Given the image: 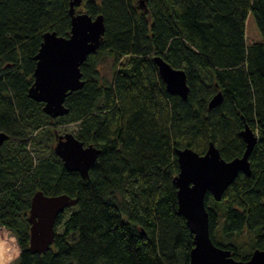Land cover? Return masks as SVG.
<instances>
[{"label":"trees","instance_id":"obj_1","mask_svg":"<svg viewBox=\"0 0 264 264\" xmlns=\"http://www.w3.org/2000/svg\"><path fill=\"white\" fill-rule=\"evenodd\" d=\"M83 2L76 12L103 16L105 34L80 67L84 86L66 98L68 113L52 119L28 93L45 34L71 33V0H0V132L9 136L0 146V225L17 235L19 264H188L176 151L202 155L212 143L230 161L242 156L248 126L257 139L250 174L238 173L220 201L205 197L211 241L246 261L264 248V0ZM156 57L185 73V98L168 93ZM106 60L111 78L99 70ZM61 126L100 150L87 180L54 153ZM38 191L77 200L43 254L29 249ZM244 234L248 253L235 240Z\"/></svg>","mask_w":264,"mask_h":264},{"label":"water","instance_id":"obj_2","mask_svg":"<svg viewBox=\"0 0 264 264\" xmlns=\"http://www.w3.org/2000/svg\"><path fill=\"white\" fill-rule=\"evenodd\" d=\"M147 1L138 0V4L145 9ZM82 4L83 0H71L69 37L46 33L35 57L34 83L28 96L44 104L43 111L52 119L68 113L66 98L84 86L80 67L89 55L97 52L105 34L103 16L92 18L87 13L76 12ZM154 63L168 93L185 98L188 91L185 73L172 68L161 57L154 58ZM220 101L221 94L217 93L208 107L213 108ZM240 136L245 150L241 157L230 161L224 160L212 143L202 155L190 148L176 151L178 173L172 182L176 189L177 214L184 218L193 239L188 264H264V248L253 250L246 261H238L229 250L214 245L209 236L206 194L220 201L238 173L250 174L248 157L257 139L248 126ZM8 138L7 134L0 132V146ZM53 150L67 171L78 172L84 180L89 178V171L100 154L99 149L86 146L73 133L58 134ZM76 204L77 200L67 194L47 196L42 191L35 193L28 217L31 225L29 249L33 254H43L51 249L57 217Z\"/></svg>","mask_w":264,"mask_h":264},{"label":"rangeland","instance_id":"obj_3","mask_svg":"<svg viewBox=\"0 0 264 264\" xmlns=\"http://www.w3.org/2000/svg\"><path fill=\"white\" fill-rule=\"evenodd\" d=\"M138 3V2H137ZM84 2L77 8V12H84ZM101 75L106 78H111L113 69L111 60H106L99 66ZM74 126H61L59 128L60 134L74 133ZM62 229L58 230L61 233ZM238 242L239 251L248 253L250 252V239L248 235H239L235 238ZM20 248L18 244V238L15 232L0 225V264H19Z\"/></svg>","mask_w":264,"mask_h":264}]
</instances>
